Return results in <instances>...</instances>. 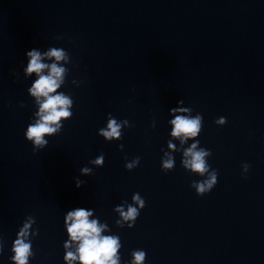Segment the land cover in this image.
I'll list each match as a JSON object with an SVG mask.
<instances>
[{
    "label": "clouds",
    "instance_id": "9594fccd",
    "mask_svg": "<svg viewBox=\"0 0 264 264\" xmlns=\"http://www.w3.org/2000/svg\"><path fill=\"white\" fill-rule=\"evenodd\" d=\"M59 39V37H57ZM27 64L23 67V75L25 78L31 77L35 74V79L31 87L27 89L32 97L36 98V103L39 105V110L35 113L37 119L30 122L24 132L25 139L33 146V152L47 147L49 141L45 139L46 136L52 134H60L64 125L60 123L62 120H69L73 116L71 108L73 106V99L69 94L64 92H57L65 82V76L69 71L61 65L60 62H69L70 54L68 51L61 47H50L47 51L41 52L37 48H33L26 52ZM45 60L52 61L45 63ZM183 100H179L177 105H183ZM24 105L21 104V107ZM171 113H187V115H176L170 123L174 126L171 132L173 137H197L200 135L203 124V116L199 113L192 116V109L190 107H173L170 109ZM127 123V120L123 121ZM215 123L219 126H224L227 123L225 117L218 118ZM122 124L117 121L111 113L107 116L106 128L99 129V135L105 141L112 139H123L121 134ZM184 141L182 140L181 143ZM197 139L192 145L185 150V157H191L184 161L185 167H190L193 172L205 177L200 181H193L191 187L195 188L196 194L203 196L209 193L218 182V173L215 169H211L210 165L205 160V157L210 156L212 153L205 148L197 149L199 145ZM123 147L122 145L120 146ZM169 147L173 148L174 145L169 142ZM139 157H136L131 163L126 162L125 168L127 170L133 169L139 162ZM89 163L97 166L104 165V155L101 153L97 158L89 161ZM173 161L171 159L165 160L163 168L165 170L172 169ZM250 165L245 163L242 165L243 172H247ZM92 169L87 166L80 169L81 175H90ZM85 182L77 179L75 185L77 188L81 187ZM133 201L139 204L140 208L145 207V201L140 198L137 193L133 196ZM123 220L135 221L139 215V211L132 205L128 206L125 212L122 207H117ZM92 212L85 207H76L74 210L68 211L65 223L67 224V232L70 241L64 246L65 248L71 247V242H78L76 252L67 251L64 259L70 262L79 260L81 264H118L119 257L117 250L120 247L118 243L119 238L114 236H102V225H98L96 220H89ZM31 222H35L33 217H29ZM119 223V221L117 222ZM134 225H129L133 227ZM31 223H25L23 228L20 229L17 238L14 240L12 252L14 255L11 260L14 264H28V258L32 254L30 252L31 242H26V237L29 234ZM38 234V232H37ZM132 264H144L146 252L134 251L132 253Z\"/></svg>",
    "mask_w": 264,
    "mask_h": 264
}]
</instances>
